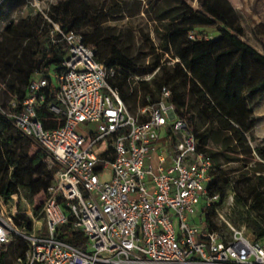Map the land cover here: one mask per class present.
I'll return each mask as SVG.
<instances>
[{
  "label": "built area",
  "instance_id": "built-area-1",
  "mask_svg": "<svg viewBox=\"0 0 264 264\" xmlns=\"http://www.w3.org/2000/svg\"><path fill=\"white\" fill-rule=\"evenodd\" d=\"M53 2L26 5L51 22V42L65 51L60 70L51 71L50 79L35 76L19 108L14 99L0 107L16 130L46 151L53 181L40 206L22 212L30 229L15 222L17 194L9 200L0 196V264H264V239H252L244 225L227 218L232 194L216 209L219 229L205 223L207 207L218 200L207 189L212 158L198 149L186 116L169 101L170 90L163 87L159 101L131 113L109 83L114 69L95 59L79 33L64 32L49 19ZM155 72L133 76L132 85ZM49 80L56 90L48 108L63 123L46 129L36 104L44 100ZM169 120L175 153L168 166L160 155L154 166L146 158ZM82 124L93 126L90 134L77 130ZM103 139L108 143L99 154L94 146ZM76 235L84 239L82 248L67 240ZM15 238L27 244L23 257L9 251Z\"/></svg>",
  "mask_w": 264,
  "mask_h": 264
},
{
  "label": "trees",
  "instance_id": "trees-1",
  "mask_svg": "<svg viewBox=\"0 0 264 264\" xmlns=\"http://www.w3.org/2000/svg\"><path fill=\"white\" fill-rule=\"evenodd\" d=\"M160 1L154 15L160 50H151L144 67L113 46L116 37H107L101 25L103 11L85 0H55L47 16L64 32L79 33L82 41L94 49L95 59L114 69L109 83L119 90L131 113L159 101L163 87L170 90L169 101L180 116H186L198 149L212 158L207 189L210 196L218 195V200L207 207L205 223L210 230L219 229L214 222L216 209L232 194L230 221L238 227L244 225L252 239H264V193L260 190L264 183V144L252 149L248 139L257 121L251 105L256 100L250 97L264 90V52L247 39L240 16L228 0H198V10L188 0ZM26 2L6 0L0 5V21L27 7L19 20L6 23L0 36V107L4 108L10 99L19 108L30 81L35 76L50 79V72L59 71L65 57L62 45L51 42V22ZM206 27L214 28L218 37L206 38L201 30ZM189 32L195 34V39L187 38ZM175 58L179 60L173 62ZM155 70L149 80L132 85L133 76ZM55 90L49 80L43 89L44 100L36 104L38 117L46 129L63 123L62 116L54 115L48 108ZM211 143L217 148H209ZM239 151H254L262 161L258 162L261 167L246 165L237 176L228 175L231 170L224 167L239 161ZM0 175V196L9 200L12 194H17L15 222L30 229L29 217L22 213L26 207L21 198L31 199L44 193L53 181V170L46 162V151L16 130L1 111ZM32 209H37L36 205ZM67 240L83 247L80 235ZM26 248L20 238L9 244L13 257H23Z\"/></svg>",
  "mask_w": 264,
  "mask_h": 264
},
{
  "label": "rangeland",
  "instance_id": "rangeland-1",
  "mask_svg": "<svg viewBox=\"0 0 264 264\" xmlns=\"http://www.w3.org/2000/svg\"><path fill=\"white\" fill-rule=\"evenodd\" d=\"M55 1V0H53ZM91 7L101 9L103 15L101 16V25L106 30V36H114L116 40L113 42V46L119 50L123 55L128 58H133L140 67H144L148 64L151 56V50L157 48L159 52V39L156 34V29L158 27L157 22L154 19L155 8L160 4V0H85ZM234 6H237V10L242 26L244 27L247 39L250 40L252 45L258 46L260 42L254 34V26L252 25L253 20L247 16V9L252 11L256 10L260 14L257 17L264 19V0H230ZM191 6L195 9H199L198 0H188ZM152 6V7H151ZM24 11L27 7H23ZM45 9H47V4H45ZM20 10L14 11L9 14L5 19L0 21V36L2 31L9 20L17 21L23 14ZM208 37L216 39L218 37L217 31L212 27H206L201 29ZM165 57H169V54H164ZM53 72H50V77ZM53 82L56 80L52 77ZM252 96L250 97V100ZM254 106L257 116L256 124L253 129L248 134L249 144L251 148L259 144H264V108L258 109L257 105L252 103ZM137 110V108H136ZM132 111V110H131ZM86 124L79 125L77 130L83 134H90L89 128L93 127L85 126ZM108 141L103 139L98 142L94 149L97 153L102 152L101 146H107ZM209 148L216 149L217 145L211 143ZM237 157L238 162L229 163L224 168L228 169L230 172L228 175L237 176V174L243 171L247 166L252 168H260L258 162H262L254 151L251 152H238ZM236 169V170H234ZM261 170V169H259ZM262 174H264V169H262ZM1 176V175H0ZM108 179V173L105 174L102 181ZM260 190L264 193V183L260 185ZM44 193H40L34 198H21V202L26 207V209L38 208L43 199ZM18 202V197L14 200ZM230 220V217L227 216ZM246 233L251 237L248 229Z\"/></svg>",
  "mask_w": 264,
  "mask_h": 264
},
{
  "label": "crops",
  "instance_id": "crops-1",
  "mask_svg": "<svg viewBox=\"0 0 264 264\" xmlns=\"http://www.w3.org/2000/svg\"><path fill=\"white\" fill-rule=\"evenodd\" d=\"M228 1L236 10L239 9L237 6H234L230 0ZM247 11V16L253 20L252 25L254 26V34L260 42V45L254 46L261 52H264V19L257 17V14L260 13L256 10L252 11L251 9H247ZM173 60V62H175L179 59L175 58ZM252 98L256 100L257 108L262 110V108H264V90L255 92L252 95ZM175 140L176 136L171 130V121L169 120L165 126L158 129V140L156 141L155 149L148 154L146 162L156 166L160 164V160L158 158V155H160L162 158H164V161L161 164L164 167L168 166L172 162V157L175 153Z\"/></svg>",
  "mask_w": 264,
  "mask_h": 264
}]
</instances>
